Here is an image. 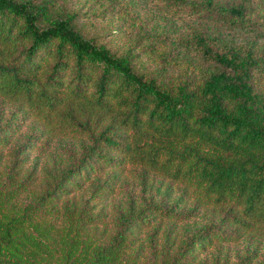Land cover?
I'll return each instance as SVG.
<instances>
[{
    "label": "trees",
    "instance_id": "16d2710c",
    "mask_svg": "<svg viewBox=\"0 0 264 264\" xmlns=\"http://www.w3.org/2000/svg\"><path fill=\"white\" fill-rule=\"evenodd\" d=\"M0 264H264V0H0Z\"/></svg>",
    "mask_w": 264,
    "mask_h": 264
},
{
    "label": "rangeland",
    "instance_id": "374dc122",
    "mask_svg": "<svg viewBox=\"0 0 264 264\" xmlns=\"http://www.w3.org/2000/svg\"><path fill=\"white\" fill-rule=\"evenodd\" d=\"M146 3V2H145ZM148 7L152 8L154 11H157L159 13V8L155 3H146Z\"/></svg>",
    "mask_w": 264,
    "mask_h": 264
}]
</instances>
